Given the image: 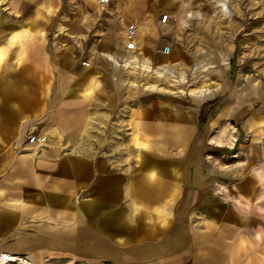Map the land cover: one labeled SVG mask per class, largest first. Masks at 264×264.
Here are the masks:
<instances>
[{"label":"crops","instance_id":"obj_1","mask_svg":"<svg viewBox=\"0 0 264 264\" xmlns=\"http://www.w3.org/2000/svg\"><path fill=\"white\" fill-rule=\"evenodd\" d=\"M198 1L219 15V24L236 29L233 40L255 16L264 30V0ZM112 4L139 19L153 16L148 0ZM24 10L22 4L16 29ZM52 18L42 22L45 30ZM44 34L7 32L0 43V238L19 240L0 243V251L27 255L31 264L58 256H68L70 264H264V205L248 206L236 194L225 206L206 191V179H187L184 163L158 162L142 151L140 165L127 170L117 156L119 142L104 143L125 128L121 117L110 126L96 93L97 66L90 59L89 68L82 65L73 32L58 33L50 44ZM235 50L233 43L231 57ZM107 53L96 50L95 56L112 65ZM117 59L116 68L122 66ZM141 125L135 122L139 131ZM31 130L45 141L29 143ZM154 133L182 146L190 127ZM132 135L139 147L158 146ZM83 136L91 146L80 145Z\"/></svg>","mask_w":264,"mask_h":264},{"label":"rangeland","instance_id":"obj_2","mask_svg":"<svg viewBox=\"0 0 264 264\" xmlns=\"http://www.w3.org/2000/svg\"><path fill=\"white\" fill-rule=\"evenodd\" d=\"M43 1L53 13L47 30L44 29V37H50L48 44L54 42L52 37L58 33L71 31L76 34V40L72 41L74 53L80 59H90L92 66L98 68L96 93L100 101L103 99V110L110 114V126L117 122L113 118L121 117L119 123L125 128L119 136L104 137V143L119 142L117 156L123 158L127 170L140 165L142 151L151 160L184 163L187 179H206V191L215 192L225 206L236 194L248 206L264 205V30L257 16L253 23L247 24V29L244 24L241 31L245 34L233 40L230 32L236 29L219 24V15L198 0H148L152 6L148 10L153 16L141 19L113 5L112 0L106 5H100L98 0H56V4L52 0H0V43L5 42L7 32L19 31L21 26L33 31L31 21ZM22 4L27 16L16 29L21 20L17 12ZM163 13L170 15V22H160ZM129 22H135L138 29V47L134 53L150 60L151 71L116 68L104 57L95 56L96 50L111 51L118 57L127 54L124 43L122 50L119 49V42ZM144 37L150 43H143ZM233 43L236 50L231 57ZM164 46L169 47L168 54L162 53ZM162 64L175 69L176 77L183 76L179 87L173 78L157 77L153 73ZM150 84L154 89L147 88ZM180 89L186 92H177ZM189 90L206 94L195 99ZM136 121L142 122L140 131L139 126L135 127ZM181 126L190 127L189 138L182 146L165 142L154 133ZM33 131L27 132V141ZM134 132L141 139L156 140L158 146L146 149L135 145ZM94 141L101 142L96 138ZM91 142L87 136L79 141L84 148L87 144L91 146ZM254 144H259L258 151H254ZM243 192L248 195H242ZM252 195H255L253 201ZM18 241L15 237L0 238V243L5 245ZM43 264L70 263L68 256H58Z\"/></svg>","mask_w":264,"mask_h":264},{"label":"bare ground","instance_id":"obj_3","mask_svg":"<svg viewBox=\"0 0 264 264\" xmlns=\"http://www.w3.org/2000/svg\"><path fill=\"white\" fill-rule=\"evenodd\" d=\"M52 15H53V13H52V10L50 9L49 5L44 2V4H42L41 6L38 7V9L36 10V12L34 14V17L32 18L31 27H32L33 31H31V32L43 33L44 32V25H41V24L43 21L47 22ZM19 31L20 32H23V31L28 32L29 30H25V28L23 26H21ZM123 40L125 41L124 35H123ZM142 42L148 44V43H150V39L144 37ZM121 47H123V45ZM106 58H107V60H109L110 63H112L115 66H117L119 64L117 56L114 53H107ZM121 61H122L121 64L123 67H130V68H137L138 67V68H140V70H142L144 72L145 71L146 72L151 71V69H152L151 65H150V60L148 58H146L143 55L139 56L138 54H136L134 52H127V54H125L123 57H121ZM174 70L175 69L170 67V65L162 64L161 66L156 67L152 71H153V73L156 74L157 77H168V79L173 78L174 79V80H172L173 83L175 84L176 87H179L180 85H178V83L184 81V78L182 75L180 78L176 77L173 74ZM147 88L152 90V89H154V86L150 84L147 86ZM155 89H157V88H155ZM177 92L184 93V92H186V90L180 89ZM189 92L192 93L193 95H195V99H201L206 94V92H203L201 90H199V91L189 90ZM258 137L259 136H257V138ZM262 141H264V140H262ZM254 146H255L254 151H256L259 148V144H254ZM0 255H4L5 259H7V258L10 260L12 259L15 262V264H17L16 262L18 259H20L21 262H23L24 264H31L30 261L25 256L14 255V254H11V253H8L5 251H0Z\"/></svg>","mask_w":264,"mask_h":264},{"label":"built area","instance_id":"obj_4","mask_svg":"<svg viewBox=\"0 0 264 264\" xmlns=\"http://www.w3.org/2000/svg\"><path fill=\"white\" fill-rule=\"evenodd\" d=\"M109 0H98V3L100 5H106L108 4ZM171 17L168 13H163L160 16V22L162 24H165L167 22H170ZM124 50L126 52H135L137 50L138 47V29H137V25L135 22H129L126 26H125V30H124ZM170 51L168 46H164L162 49V53L163 54H168ZM90 61L88 60H83L82 61V65L84 67H90ZM45 141V137L36 133V132H32L29 134L28 137V142L31 144H39V143H43ZM15 264V262L11 259H5L4 255H0V264ZM17 264H24L23 262H21L20 259L17 260L16 262Z\"/></svg>","mask_w":264,"mask_h":264}]
</instances>
